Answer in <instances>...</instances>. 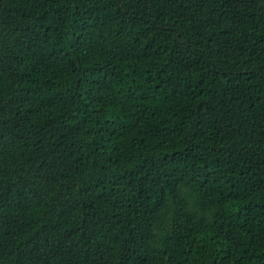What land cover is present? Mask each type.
I'll use <instances>...</instances> for the list:
<instances>
[{"label": "trees", "instance_id": "trees-1", "mask_svg": "<svg viewBox=\"0 0 264 264\" xmlns=\"http://www.w3.org/2000/svg\"><path fill=\"white\" fill-rule=\"evenodd\" d=\"M0 264H264V0H0Z\"/></svg>", "mask_w": 264, "mask_h": 264}]
</instances>
